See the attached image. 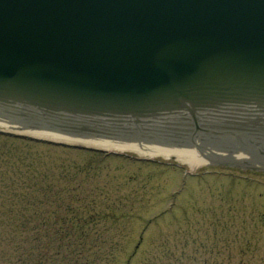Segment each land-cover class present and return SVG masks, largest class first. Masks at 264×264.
Listing matches in <instances>:
<instances>
[{"label": "water", "instance_id": "water-1", "mask_svg": "<svg viewBox=\"0 0 264 264\" xmlns=\"http://www.w3.org/2000/svg\"><path fill=\"white\" fill-rule=\"evenodd\" d=\"M0 128L96 153L72 137L235 155L264 173V0H0Z\"/></svg>", "mask_w": 264, "mask_h": 264}, {"label": "rangeland", "instance_id": "rangeland-1", "mask_svg": "<svg viewBox=\"0 0 264 264\" xmlns=\"http://www.w3.org/2000/svg\"><path fill=\"white\" fill-rule=\"evenodd\" d=\"M4 138L0 136L2 150L9 148ZM72 138L105 150L99 153L105 158L98 192L105 195L108 189L124 214L114 239L116 246H123L119 250L124 248L114 258L117 264L120 259L122 264H149L165 250L174 253L173 247L183 248L196 259L195 264L216 258L225 262L227 256L233 258L232 263L243 257L245 262L264 264L260 261V257L264 261V173L255 171L260 166L246 162L249 158L201 151H189L190 155L185 150ZM35 144L39 146L29 151L17 143L16 161L24 159L40 167L48 159L52 163L83 162L88 157L77 152L50 157L52 152L45 151L48 145ZM238 209L245 213L244 224ZM226 240L232 242L228 249L222 244ZM240 242L243 250L238 257ZM256 255L259 258L253 259Z\"/></svg>", "mask_w": 264, "mask_h": 264}, {"label": "trees", "instance_id": "trees-1", "mask_svg": "<svg viewBox=\"0 0 264 264\" xmlns=\"http://www.w3.org/2000/svg\"><path fill=\"white\" fill-rule=\"evenodd\" d=\"M4 140L9 148L0 149V264H117L114 258L124 248L119 250L114 239L124 214L116 200H111L114 195L108 189L103 190L105 195L98 192L105 156L43 145L46 152H52L50 157L59 152H77L88 157L83 162L52 163L48 159L35 167L31 161H16L13 153H19L17 143L29 151H34L38 144ZM242 211L237 210L244 224ZM229 243L232 242L222 241L227 249ZM238 245L239 257L243 244ZM173 251H163L162 257L150 260L149 264H160L161 260V264H195L196 259L185 254L183 248L173 247ZM224 258L225 262L216 258L202 264H251L243 257L236 259V263L231 262L230 256ZM258 258L256 255L253 259ZM260 261L264 263L262 257ZM118 264H122L121 259Z\"/></svg>", "mask_w": 264, "mask_h": 264}, {"label": "bare ground", "instance_id": "bare-ground-1", "mask_svg": "<svg viewBox=\"0 0 264 264\" xmlns=\"http://www.w3.org/2000/svg\"><path fill=\"white\" fill-rule=\"evenodd\" d=\"M59 137H61V136H59ZM47 138H53V137L50 135V136H48ZM129 146H131V145H129ZM116 147H117V148H121V146H119V145H117ZM124 147H125V146H124ZM187 154H190V155H191V153H190L189 151L187 152Z\"/></svg>", "mask_w": 264, "mask_h": 264}]
</instances>
